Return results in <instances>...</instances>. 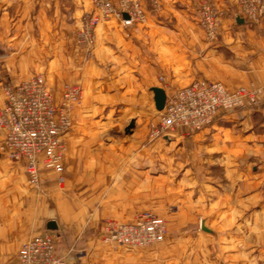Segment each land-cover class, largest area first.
<instances>
[{"label": "crops", "instance_id": "1", "mask_svg": "<svg viewBox=\"0 0 264 264\" xmlns=\"http://www.w3.org/2000/svg\"><path fill=\"white\" fill-rule=\"evenodd\" d=\"M83 1L69 12L56 0V19L42 2L31 23L16 18L14 40L1 44L8 50L0 62L4 82L39 73L54 89V76L59 85L80 84L83 98L65 136L62 182L43 171L35 188L25 162L0 153V264H18L22 244L47 233L67 264H181L179 255L200 238L210 250L217 241L224 262L215 264H246L245 256L253 264L264 252V92L255 106L223 112L200 131L180 129L153 142L148 133L157 111L152 88L164 86L160 77L166 90L195 80L264 86V17L251 26L239 0H213L224 15L211 41L197 22L198 0H160L159 10L147 8L144 23L114 19L99 26L87 60L76 38L92 7ZM163 142L170 152L162 151ZM170 204L180 207L170 215L173 227L194 222L200 212L210 227L173 230L152 247L105 242L109 216L131 220L140 210Z\"/></svg>", "mask_w": 264, "mask_h": 264}, {"label": "built area", "instance_id": "2", "mask_svg": "<svg viewBox=\"0 0 264 264\" xmlns=\"http://www.w3.org/2000/svg\"><path fill=\"white\" fill-rule=\"evenodd\" d=\"M240 7L247 24L253 26L263 20L264 0H240ZM223 15L212 0L199 4V24L208 40L218 38ZM111 19L125 25L145 22L147 13L141 0H120L116 4L112 0H92V9L85 14L77 34V43L87 56L95 49L97 28ZM160 79L166 83L164 77ZM263 92L264 86L254 82L230 88L221 81L206 80L166 90L165 107L159 111L151 137L180 129L189 133L200 131L223 112L255 106ZM53 93L43 74H33L18 83L6 81L0 96V153L10 160L24 161L28 181L35 188L41 185L43 171H53L63 181L65 136L73 127V112L83 98L80 84H66L57 106ZM261 190L264 196V177ZM104 221L105 242L121 246H151L163 241L167 234L166 221L151 211L139 213L132 222L109 218ZM85 253L81 251L78 255ZM18 258V264H66L57 255L56 240L50 233L25 241Z\"/></svg>", "mask_w": 264, "mask_h": 264}, {"label": "rangeland", "instance_id": "3", "mask_svg": "<svg viewBox=\"0 0 264 264\" xmlns=\"http://www.w3.org/2000/svg\"><path fill=\"white\" fill-rule=\"evenodd\" d=\"M30 1H34V0H0V44H3V45H7V43H11L12 40H14L12 38L14 32H15V23H16V18L18 17H22L23 15L24 16H27L26 18H22L23 19V23L21 25H25L27 24V22L31 23V20H33V14L34 13H37L40 8H41V4L42 2L44 3V7L46 9L45 12L48 14V16H50L51 18H54L56 19L57 18V15H54L52 14L54 9L56 8L54 2L56 0H35L33 4H29L28 6H25V3H29ZM92 1V0H91ZM115 4L118 3L120 0H112ZM204 1V0H198L196 5H195V8H196V13H197V22L199 24V16H198V8H199V4ZM213 1V0H212ZM19 2V3H18ZM76 2V0H60V5L62 6V9L64 8H70L69 9V12L73 11V4ZM84 1L82 0V3ZM142 4H143V7H144V10L147 11V8H149V10H159L161 7H162V4L160 2V0H146V2H144V0H141ZM214 2V1H213ZM48 3V4H47ZM239 5H240V0H239ZM28 7V8H26ZM153 8V9H152ZM92 9V7H91ZM90 9V10H91ZM241 9V7H240ZM65 10V9H64ZM147 13V12H146ZM69 18H72V14H69ZM114 19H111L107 22H110ZM147 20H148V15H147ZM146 20V21H147ZM145 21V22H146ZM54 22V21H53ZM107 22H104V23H107ZM122 22V21H121ZM102 23V24H104ZM123 23V22H122ZM134 23H139V22H134ZM132 23V24H134ZM144 23V22H143ZM102 24H100L99 26H101ZM124 24V23H123ZM129 24H124V26H127ZM200 25V24H199ZM98 29V28H97ZM25 30V29H24ZM22 30V31H24ZM78 34V33H77ZM97 37H98V34H97ZM77 38V37H76ZM97 39V38H96ZM8 49V48H7ZM84 50V49H83ZM85 51V50H84ZM84 53V52H83ZM86 54V53H84ZM93 54H91L90 56H85V58L88 60L90 59V57L92 56ZM1 58L2 56L0 55V62H1ZM4 60V59H3ZM37 74V73H35ZM39 74V73H38ZM44 75V74H43ZM45 76V75H44ZM7 77L6 74H4L3 70H2V63H0V81L2 80L4 82V79L7 80ZM4 78V79H3ZM46 78V77H45ZM161 78V77H160ZM47 80V79H46ZM53 82L55 83V88L53 89L52 85L49 84V86L52 88L53 90V95H54V104L57 106L59 105L60 103V97L62 95V92H63V87H64V84L66 85V83L68 82H65L64 84L62 85H59V82L58 80H56V78L53 76L52 78ZM161 80V79H160ZM1 81V82H2ZM9 81V80H8ZM48 82V81H47ZM164 86L163 88L165 89V82L164 81H161ZM5 83V82H4ZM3 83V84H4ZM3 84H0V96H1V93H2V90H3ZM61 84V83H60ZM82 101V100H81ZM81 103V102H80ZM79 103V104H80ZM78 104V105H79ZM77 108V107H76ZM75 108V109H76ZM75 111V110H74ZM230 112H233V111H230ZM158 115H159V111H155V116L154 118H152V120H150L149 122V133H148V140L149 141H152L161 137H157V138H152L151 137V130H152V126L153 124H157L158 123ZM132 130V128L130 129V131ZM165 134V133H164ZM163 134V135H164ZM171 134H174V132H171V133H167L165 135H171ZM169 146V143H164L162 144V151L164 152H170V148L168 147ZM163 162L164 159H163ZM264 177V175H263ZM263 179V178H262ZM262 184V183H261ZM263 194V193H262ZM180 207L177 205V204H170L166 207H149V208H146V209H143V210H140L139 212H136L133 216H132V219L131 220H122V219H119V218H115V217H112V216H109V219H113V220H118V221H121V222H132L135 220L136 216L141 213V212H144V211H151V212H154L156 213L157 215H159L160 217H162L165 221H166V224H167V234L164 238L163 241L159 242V243H156V244H153L151 246H147V247H152V246H155L157 244H161V243H164L165 241L168 240V237L170 236L171 232L173 230H184V231H200V232H203L206 231L205 229V225L206 226H209L206 222L207 220L204 219L201 215L202 213L200 212L196 218V220L192 223H189L188 225H183L181 227H173L172 224H171V219H170V215L171 214H175V213H179L180 211ZM105 220V219H104ZM105 222V221H104ZM210 227V226H209ZM56 240V238H55ZM204 239L200 238L198 241V245L197 247H195L194 249L190 248V250L188 249H184L185 252L183 253V255H179V259L178 261L181 262V264H184L183 262H186L187 264H202V263H210V264H214L215 263H220V262H224L223 259H221V257L219 256L218 257V248H217V241H216V245L215 246H212L211 250L207 248L208 246V243L206 242V248L202 247V243L204 242L205 243V240L203 241ZM193 241V240H192ZM109 244L114 245V246H121L117 243H110ZM121 247H127V246H121ZM130 248H134V249H137V248H141V247H130ZM82 252H85L84 250H81ZM79 251V252H81ZM78 252V254H79ZM263 254H258L256 256V258L252 259L253 261V264H264V252H261ZM86 254V253H85ZM84 254V255H85ZM83 255V256H84ZM60 257V256H59ZM63 258V257H62ZM219 258L221 260H219ZM65 259V258H64ZM251 260V257L249 259L248 256H245L244 259H242L243 262H246V264H251L249 263V261ZM67 264V262H66Z\"/></svg>", "mask_w": 264, "mask_h": 264}, {"label": "water", "instance_id": "4", "mask_svg": "<svg viewBox=\"0 0 264 264\" xmlns=\"http://www.w3.org/2000/svg\"><path fill=\"white\" fill-rule=\"evenodd\" d=\"M125 18H129V15L127 13H124ZM243 18L240 16H237V20L241 21ZM243 21V20H242ZM8 53V50L3 49L0 44V55H5ZM152 91L154 92V102L155 107L158 111H162L165 107L166 99H167V93L166 90L161 86H155L152 88ZM134 126V122L132 121L128 127L127 131H129Z\"/></svg>", "mask_w": 264, "mask_h": 264}]
</instances>
